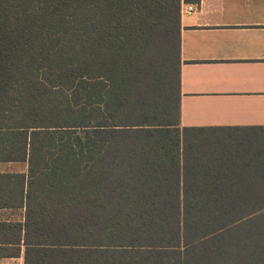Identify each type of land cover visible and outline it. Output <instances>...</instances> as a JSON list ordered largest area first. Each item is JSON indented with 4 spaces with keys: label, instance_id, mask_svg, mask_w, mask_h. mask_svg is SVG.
Instances as JSON below:
<instances>
[{
    "label": "trees",
    "instance_id": "obj_1",
    "mask_svg": "<svg viewBox=\"0 0 264 264\" xmlns=\"http://www.w3.org/2000/svg\"><path fill=\"white\" fill-rule=\"evenodd\" d=\"M197 1L0 0V163L27 167L7 175L25 214L0 224V257L264 264V186L184 174L180 8Z\"/></svg>",
    "mask_w": 264,
    "mask_h": 264
},
{
    "label": "crops",
    "instance_id": "obj_2",
    "mask_svg": "<svg viewBox=\"0 0 264 264\" xmlns=\"http://www.w3.org/2000/svg\"><path fill=\"white\" fill-rule=\"evenodd\" d=\"M190 4L195 12L182 14ZM179 57L180 136L196 132L212 139H233L229 141L233 145L255 148L263 162L264 152L259 150L264 147V0L183 3ZM254 141L261 143L254 146ZM13 165L21 169L12 170ZM26 171L24 164L0 163V224L12 229L23 223L25 209L18 207V184L7 175ZM246 171L253 180L237 183L264 184V167ZM26 183L27 178L24 193ZM23 248L19 257H0V264H24Z\"/></svg>",
    "mask_w": 264,
    "mask_h": 264
},
{
    "label": "rangeland",
    "instance_id": "obj_3",
    "mask_svg": "<svg viewBox=\"0 0 264 264\" xmlns=\"http://www.w3.org/2000/svg\"><path fill=\"white\" fill-rule=\"evenodd\" d=\"M36 121L39 123V118ZM180 137L184 138L181 154L184 152L186 161L184 174L187 175V179L204 177L215 181L217 179L227 180L231 176L230 180L237 183V181L253 180L250 175L245 174L247 168L264 167V161H261L263 157L254 152L255 148L247 147L246 144L233 145L229 142L233 139H212L198 135L196 132H186ZM260 143V141H254L251 144L255 146ZM261 152H264V147H260L259 153ZM20 167L21 165H13L11 169L19 170ZM190 173L193 177H190L192 175ZM259 176L261 175L257 177ZM247 185L255 187V184ZM260 185L264 186V184L256 186ZM14 264H20V262L15 261Z\"/></svg>",
    "mask_w": 264,
    "mask_h": 264
},
{
    "label": "built area",
    "instance_id": "obj_4",
    "mask_svg": "<svg viewBox=\"0 0 264 264\" xmlns=\"http://www.w3.org/2000/svg\"><path fill=\"white\" fill-rule=\"evenodd\" d=\"M195 10H196L195 5H192V4L185 5V8L181 10V13L182 14H191V13L195 12Z\"/></svg>",
    "mask_w": 264,
    "mask_h": 264
}]
</instances>
